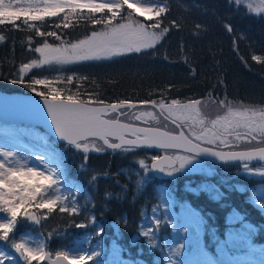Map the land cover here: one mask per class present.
<instances>
[{"label": "trees", "instance_id": "1", "mask_svg": "<svg viewBox=\"0 0 264 264\" xmlns=\"http://www.w3.org/2000/svg\"><path fill=\"white\" fill-rule=\"evenodd\" d=\"M148 1L162 5L166 11L156 20H151L143 18L124 4L112 23L131 20L151 25L158 21L161 27L168 29L162 39L154 47L142 49L139 53L99 61L31 66L33 61L41 59L35 48L42 47L43 43L53 46L64 43L67 46V42L85 39L93 30H102L103 25H95L91 21L106 19L110 15L106 11L95 14L87 10L60 12L55 16L42 15L43 19L37 21L26 22L25 17H20L0 24V92L42 91L47 95L48 88L33 83L35 79H46L53 88L61 90L63 97L71 93L84 101L91 95L103 101L109 100L110 103L121 100L138 102L143 99L131 94L149 91V84L141 86L145 81L140 80V76H161L163 95L171 99L208 96L211 91L221 93L235 85L242 88L240 81L246 77L258 89L257 82L264 80V5L261 0ZM121 17L127 19L122 20ZM65 23L68 27H64ZM37 32L43 35H37ZM48 33H55L60 40ZM255 55L260 57L259 63L253 59ZM137 61H160L161 69L165 72L155 73L154 68L152 71L146 68L145 72L139 73L137 80L134 76L138 71L133 69ZM25 64L30 67L24 68L22 72L21 68ZM229 69L236 71L239 80L225 81L228 89L218 88L220 82L214 78L230 76ZM67 76L73 77L71 83L66 80ZM212 85L215 87H210ZM33 94L36 95V92ZM87 143L88 152L83 153L73 147L57 144L60 148L59 161L67 179L81 187L77 198L81 210L68 215L55 209L45 212L41 218L34 211L36 231H33L43 234L47 248L52 251L69 247L80 232L79 228H75L76 225L89 226L96 221L102 229L96 240L101 239L105 245L112 242L116 232L132 236L138 228L142 212L157 202L155 186L146 184L136 188L124 174L119 173L120 168L131 164L139 156L140 150L114 152L105 149L98 141L89 140ZM208 165L215 173V166ZM187 179L182 176L178 178L174 195L177 200L187 201L191 208L201 214L205 233L215 231L221 234L225 229V216L229 208L234 207L244 214L245 221L258 228L255 240L264 242V217L246 202L244 194L223 189L221 200L217 202L202 192L190 194L182 191L181 183ZM116 219L119 221L116 222ZM17 226L19 230L27 229L21 221L17 222ZM156 230L160 242L162 236H169L166 224L157 226ZM119 243L134 262L139 260L144 264H154L156 261V250H151L143 239L135 245L122 241Z\"/></svg>", "mask_w": 264, "mask_h": 264}, {"label": "rangeland", "instance_id": "2", "mask_svg": "<svg viewBox=\"0 0 264 264\" xmlns=\"http://www.w3.org/2000/svg\"><path fill=\"white\" fill-rule=\"evenodd\" d=\"M5 2L11 3L14 8L45 7L44 0H5ZM98 2H104V0H98ZM108 2L112 1L108 0ZM136 3L154 8L162 7V5L150 3L148 0H136ZM3 15V10L0 9V16ZM41 15L45 14L41 13ZM20 17L25 16L22 14ZM142 17L148 19L144 16ZM156 19L157 17L151 20ZM8 22L12 21L6 20L4 23ZM155 30L157 31V29ZM160 71L162 73L165 72L163 69H160ZM135 74L136 76L134 77L138 80L140 74L139 72H135ZM240 82L242 90H246L245 93L253 94L258 99L264 98V81L257 82L258 89L254 83L248 80L241 79ZM47 92H50L49 88ZM175 109L181 108L177 106ZM187 113L186 111L185 115H180L181 118L189 122L195 119L197 121L196 125L200 126V130L207 132L213 130L212 123L214 122L220 130L223 129V126L218 122L221 117L209 121V118L202 116L198 120L190 113ZM231 119L234 120L236 118L232 117ZM29 127L20 125L9 128L0 125V176L3 175L4 171L30 170L49 177L52 182L48 183L41 179L39 182L42 185L41 191L32 204L18 214V219L15 222L21 221L27 229L24 232L16 233L14 232L16 230L15 223L13 230L8 234V242L5 243L7 238L0 239V260L3 261V264H29L24 257L20 256L21 258L19 259L16 256L17 251L14 246L17 243L33 250L42 249L44 253L47 251L44 241L36 233L34 235L31 232L32 230L36 231L34 211L38 212L39 218H41L45 215V212L54 209L65 211L69 215L81 210L77 200L81 190L74 182L65 179L62 165L59 163L60 154L58 152L60 149L44 132L40 133L41 131L38 129ZM254 133L255 135H249L250 140L241 141V139H238L235 140V143H243L244 145L252 143L264 144V134L258 129L254 130ZM21 139H23L22 142L19 141ZM140 156V160L139 157H136L132 160L133 164H126L119 169V173L124 174L136 188L145 185L149 180L147 177L149 172L147 173L146 170V175L141 169L145 167L146 160H151L155 157L153 153L146 152H141ZM181 157H178L179 160L175 158L177 162L180 161L183 164L180 170H184L185 167H191L189 168L191 179L182 184L184 191L187 193L203 192L211 199L219 201L221 187L225 190L234 188L240 193H245L247 202L264 217V164L217 168L219 175L230 176V180L222 184L219 176L208 174L206 165L203 166L185 159L186 157ZM192 172L194 173L192 174ZM193 175L198 177L195 178ZM249 181H252L253 184L246 186L245 182L248 183ZM157 193V205L151 206L148 212L141 214V219L138 223L139 229L134 239L131 240V244H134L137 241L136 239L143 238L151 249L161 247L157 252L159 256L156 257L154 264H264V243L254 241L258 234V228L244 221L242 214L230 209L225 219L226 228L218 237V233L215 231L203 233L205 227L197 212L186 201L177 202L173 192L168 190L166 186L159 185ZM49 201H55L51 209L36 207L37 203ZM173 205L176 206L175 209ZM8 219L7 213L0 211V224L8 222ZM91 220L93 219L91 218ZM163 222L168 226L170 232L169 236H162V244H159L153 232V226L160 223L163 224ZM82 226L78 225L76 228ZM100 229L98 224L96 225V232L87 231L84 227L66 250L55 249L53 255L63 254L69 257L72 263V258H78L83 255L87 259L82 264H132L130 260L122 258L118 254L121 248L117 242L112 241L105 249L100 241L93 240L98 237ZM205 236L206 241H208L207 247H211V255L202 248V241ZM101 254H105L104 258H102L105 261L99 260L101 259L99 257ZM39 263V260L32 261V264ZM137 264L143 263L138 262Z\"/></svg>", "mask_w": 264, "mask_h": 264}, {"label": "snow or ice", "instance_id": "3", "mask_svg": "<svg viewBox=\"0 0 264 264\" xmlns=\"http://www.w3.org/2000/svg\"><path fill=\"white\" fill-rule=\"evenodd\" d=\"M261 3L264 5V0H261ZM44 4L45 7L43 8H14L11 3L0 0V9L4 13L3 16H0V21H2L0 24H3L6 20L19 19L22 14L25 16L26 22L43 19L41 13L55 16L60 12L75 13L77 10H87L93 14L106 11L110 15L106 19H92L91 22L93 24L103 25V29L100 31L93 30L91 35L85 39H80L75 43L67 42V46L64 43L53 46L45 42L42 47H36L35 52L40 54L41 59L38 62L33 61L31 65L33 67H38L40 64L70 65L80 61H99L126 53H139L142 49L154 47L168 31L167 28L161 27L158 21L151 25L131 20L117 22L116 24L112 23L117 18L124 4L127 5L128 9L148 19L159 17L161 13L166 11L163 7L144 6L136 3V0H131V2L130 0H112V2H108V0H104V2H98V0H44ZM128 15L130 17L131 12ZM65 19H67V16ZM121 19L125 20L127 18L121 17ZM64 27H68L67 23H65ZM155 29L160 30L156 31ZM48 34L60 40V37L55 33ZM37 35H43V33L37 32ZM253 59L259 61L260 57L254 56ZM28 67L30 65L25 64L21 71L23 72L24 68ZM66 80L71 83L73 77L67 76ZM33 83L36 86H44L50 89L47 95L42 91H36V95L43 99L44 106L47 108L48 116L51 117L57 134L68 142L75 144L79 149H86L89 137L102 140L107 147L136 145L137 140L122 141V143L115 144L109 141V137L122 139L124 132L127 131L138 138L142 137L144 143L149 147L183 148L185 151L210 150L209 148H201L198 143L193 144L191 139H185L183 136H171L167 132H160L151 127L141 129L135 128L131 124H121L117 119L109 115V113H117L122 109L131 108L133 106L131 102L121 100L117 103L106 105L98 97L90 95L89 99L84 101L71 93L61 98V90L53 88L48 80L35 79ZM172 104L176 105L177 101L173 100ZM159 107L162 113L165 111L171 113L175 110L181 116L185 115L187 111V108L173 109L171 106L165 108L164 104H160ZM147 115L150 116L151 113H147ZM234 115L237 118L228 120V123L237 127L246 125L250 128L258 129L264 134V116L260 117L259 122L253 124L252 116H248L246 113ZM136 119H140V117L138 116ZM222 135V130L215 132L217 137ZM197 139L214 142L207 133L198 136ZM214 153L222 159H247L241 153L233 152L227 155L218 152ZM41 179L48 183L52 182L49 177L30 170L4 171L3 175L0 176V211L6 212L9 218L8 222L0 224V239L8 237V234L13 230L15 221L18 219V214L27 209L41 191L42 185L39 183ZM54 203L55 201L41 202L37 203L36 207L51 209ZM14 247L29 264H32V261L35 260L43 261L45 258V253L42 249L33 250L20 243L15 244ZM63 258L65 260L69 259L67 256H63ZM86 259L87 257L81 255L78 258H72V261L73 264H82ZM0 264H3L2 260H0Z\"/></svg>", "mask_w": 264, "mask_h": 264}, {"label": "flooded vegetation", "instance_id": "4", "mask_svg": "<svg viewBox=\"0 0 264 264\" xmlns=\"http://www.w3.org/2000/svg\"><path fill=\"white\" fill-rule=\"evenodd\" d=\"M140 80H143L145 82H143V84L141 85L142 87H145L147 84L149 87V91L147 92H135L131 95L135 96V97H140V98H145L148 101H152V103H156L158 108L160 109L159 105L160 104H164L165 108L169 107V104L162 101L163 95H162V77L161 76H150V77H141ZM217 80H221L223 82L225 81H231L234 80L233 77L231 76H222V77H217ZM235 88L239 89V85H235ZM152 89H155V93H152ZM130 94V93H129ZM212 99L210 101H208V104H216L219 105L223 111V113L221 114V118H219L218 122H220V124L223 126L222 132L223 135L222 136H215V132L217 130H220L214 123H212V129L211 131H202L200 130V126H197L196 123L197 121L194 119L192 122L189 121H185V119H182L180 114H178L175 110L172 111L171 113L165 111L160 115H154L153 112L151 110L143 112V111H137L136 109L133 110H121L119 112V118L122 121L128 122V123H132V124H140V125H147L149 126L151 124L152 120H162L164 119L166 122V127L168 130H170L171 127H173L174 129H176L178 131V128L176 126V124L179 125V127L187 134V136L189 138H191L192 140L204 145V146H211V147H215V148H219V149H224L227 151H232V150H244V149H248L249 147H252L253 145H255L254 143L252 144H248V145H244L243 143H235V140L241 139V141H247L250 140V136L254 133V128H250L249 126L246 125H241V126H234L230 123H228V120H233L231 119L232 117L237 118L234 114L237 113H246L248 116H252L253 119V124H256L257 122L260 121L259 118V107L256 101H251V102H246L243 101V96H248L247 93H242L239 90L236 92H229V93H224V94H214L211 93L210 94ZM189 103V101H187ZM154 103V104H155ZM191 105H197L196 101H192L191 103H189ZM153 109V107H150ZM173 109H175V106L172 107ZM161 111V110H160ZM264 111V109H263ZM147 113H151V115H147ZM253 113L255 114L253 116ZM113 116V115H110ZM117 115L114 116V118ZM140 117V119H136V117ZM263 116H264V112H263ZM167 117V118H166ZM223 118V119H222ZM205 133L208 134V136L210 138H212L214 140V142H208V141H203V140H198L197 137L198 136H202ZM240 135V137H239ZM256 138H258V136H256ZM262 139V138H259ZM222 141H225L222 143ZM238 146V147H235ZM264 146V145H263ZM163 152L161 151H157L155 152V155L160 156ZM168 153V152H165ZM172 156H174L175 158H177V155L175 153L171 154ZM178 159V158H177ZM167 173H170V171H167ZM152 177V176H151ZM153 178V177H152Z\"/></svg>", "mask_w": 264, "mask_h": 264}, {"label": "water", "instance_id": "5", "mask_svg": "<svg viewBox=\"0 0 264 264\" xmlns=\"http://www.w3.org/2000/svg\"><path fill=\"white\" fill-rule=\"evenodd\" d=\"M133 106L129 109H132L136 106H141L143 104L137 103L132 104ZM111 114V113H109ZM118 120V119H117ZM119 121V120H118ZM0 122L6 123V124H20V123H26L30 124L32 126H40L42 127L49 135H51L54 139H56L57 142L62 144H67L70 146L75 147L79 151H84L85 149H79L76 147L75 144L68 142L67 140L61 138L57 134V131L55 130V127L52 124L51 117L48 116L47 108L44 106L43 99L38 96H33L26 93H0ZM121 124H128L119 121ZM132 125V124H131ZM135 128H149L147 126H140V125H132ZM154 129H157L160 132H167L165 130L151 127ZM171 136L180 137L183 136L185 139H189L181 130L177 134L169 133ZM88 140H98L100 141L105 147L102 140L94 137H89ZM129 140H137L136 145H121L119 147H107L109 149L119 150L121 147H130V148H138V149H146V150H170V151H180L189 155L197 156L199 158H202L204 160L210 161L215 164H247V163H264V146L258 147V148H252L248 150H242V151H223L218 150L214 148L204 147L199 144L201 148H209L210 150L205 151H185L183 148H158L155 146L149 147L147 146L143 138L136 137L132 135V133L125 131L123 134L122 139H116L114 137H109V141H116L112 142L115 143H122V141L126 142ZM193 144H196L192 140ZM214 152H218L221 154H229V153H241L244 154L247 159H222L220 156L215 154ZM152 162V170L153 172L159 176L162 177V168H173L176 165L175 160L170 155H162L160 158ZM64 255H57L54 258H51L50 253L45 254V258L43 261H41L40 264H71L69 260H65L63 258Z\"/></svg>", "mask_w": 264, "mask_h": 264}, {"label": "bare ground", "instance_id": "6", "mask_svg": "<svg viewBox=\"0 0 264 264\" xmlns=\"http://www.w3.org/2000/svg\"><path fill=\"white\" fill-rule=\"evenodd\" d=\"M235 72L236 71H230V69H229V75L231 76V77H233L235 80H239V78L236 76V74H235ZM248 77H246L245 78V80H248L249 81V79H247Z\"/></svg>", "mask_w": 264, "mask_h": 264}]
</instances>
